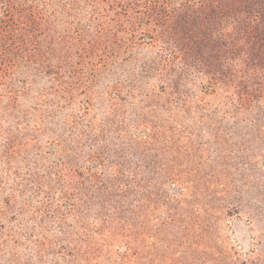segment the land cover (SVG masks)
Listing matches in <instances>:
<instances>
[{"label":"rangeland","instance_id":"obj_1","mask_svg":"<svg viewBox=\"0 0 264 264\" xmlns=\"http://www.w3.org/2000/svg\"><path fill=\"white\" fill-rule=\"evenodd\" d=\"M0 264H264V0H0Z\"/></svg>","mask_w":264,"mask_h":264}]
</instances>
